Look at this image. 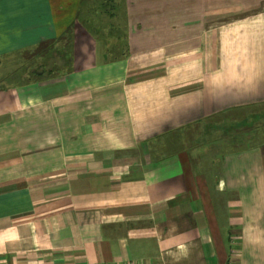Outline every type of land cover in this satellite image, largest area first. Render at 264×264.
<instances>
[{"label":"crops","instance_id":"obj_1","mask_svg":"<svg viewBox=\"0 0 264 264\" xmlns=\"http://www.w3.org/2000/svg\"><path fill=\"white\" fill-rule=\"evenodd\" d=\"M91 1L0 0V264H264V144L182 135L264 108V0ZM54 41L66 73L9 84Z\"/></svg>","mask_w":264,"mask_h":264},{"label":"rangeland","instance_id":"obj_2","mask_svg":"<svg viewBox=\"0 0 264 264\" xmlns=\"http://www.w3.org/2000/svg\"><path fill=\"white\" fill-rule=\"evenodd\" d=\"M106 1V3H105ZM103 6L102 10L97 8ZM87 8H84V13L87 11L92 10L91 14L94 18L92 19V24L95 26V29H108L109 26L116 28L121 25H125V17H124V8L123 7V0H96L91 1L88 4ZM94 7L97 9L93 10ZM106 8V9H105ZM113 11V15L110 13ZM115 13V14H114ZM82 17V12L79 13L78 18ZM100 17V19H99ZM114 21V22H112ZM55 44L61 52L55 55V58H50V53H43V50L47 47L43 45V47L38 48L40 55L37 57L36 64L39 63H47L49 65L52 64L55 59L59 57L62 59L63 62H60L59 66L61 67L60 70L64 71L68 69V64H71V58L74 55L70 44L66 41H57L51 42L50 44ZM36 50V51H37ZM35 50H29L25 52L26 56L31 55ZM107 57H111L116 54L115 51L110 50L105 52ZM71 54V55H70ZM20 56L13 57L11 56L12 66L4 68L6 71L12 70L15 68L16 60H18ZM22 57V56H21ZM1 69V67H0ZM264 108L262 109H239L235 111H229L222 114L214 115V117L210 119H206L204 124L210 123L214 124V128L209 127L208 125H203L204 128L197 130V131H188L186 132V136L183 135V139L187 140L186 148H194L198 142H193L194 133L196 134V138L199 137L201 147L208 144V149L205 152V157L207 161L211 164V161L217 160V163L221 162V157L224 153L228 152L229 150L237 149V148H244L250 144H264V140L258 141V138H252L251 136L246 137L248 134L247 132H251L253 130L259 131V136L264 137ZM256 137V135H255ZM203 155V156H204ZM204 162V161H203ZM203 164V163H201ZM221 164V163H220ZM204 167L201 165V168ZM204 169V168H202Z\"/></svg>","mask_w":264,"mask_h":264},{"label":"trees","instance_id":"obj_3","mask_svg":"<svg viewBox=\"0 0 264 264\" xmlns=\"http://www.w3.org/2000/svg\"><path fill=\"white\" fill-rule=\"evenodd\" d=\"M47 47L43 50V53H50V58H55V55H59L61 52L57 47H55V44L48 43L46 45ZM56 51L57 53H55ZM40 55L39 50L34 51L31 55L26 56L25 59L22 60L21 64L23 66L19 65L11 70L10 72V82L9 84H22V83H28L33 81H39V80H47L49 78L61 76L64 73H66V70L61 71L59 64L60 62H63L62 59H59L60 56H58L55 61L52 62V64L49 65V62L45 63H39L36 64L37 57ZM71 55V54H70ZM25 61V62H23ZM72 61V58H71ZM69 67V64H68ZM70 68V67H69ZM1 86L3 83L0 84ZM6 85V84H5ZM8 86V85H7Z\"/></svg>","mask_w":264,"mask_h":264}]
</instances>
